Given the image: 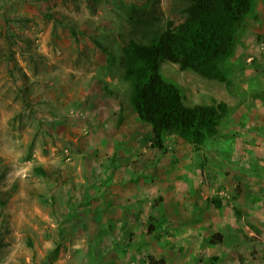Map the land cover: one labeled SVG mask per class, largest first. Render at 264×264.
I'll use <instances>...</instances> for the list:
<instances>
[{
    "label": "rangeland",
    "instance_id": "rangeland-1",
    "mask_svg": "<svg viewBox=\"0 0 264 264\" xmlns=\"http://www.w3.org/2000/svg\"><path fill=\"white\" fill-rule=\"evenodd\" d=\"M182 7L0 0V264H173L184 231L217 228L232 264H264V0L223 65L229 88L161 63L186 104L231 107L197 151L169 136L163 152L131 107L122 48Z\"/></svg>",
    "mask_w": 264,
    "mask_h": 264
},
{
    "label": "trees",
    "instance_id": "trees-1",
    "mask_svg": "<svg viewBox=\"0 0 264 264\" xmlns=\"http://www.w3.org/2000/svg\"><path fill=\"white\" fill-rule=\"evenodd\" d=\"M255 2L183 0L178 24L168 21L150 42L130 40L123 46V77L131 85L130 104L138 119L150 127L153 148L164 152L165 139L176 136L197 151L217 136L218 127L231 113V107L224 102L186 104L181 89L163 77L160 65L167 61L180 71L192 72L229 88L231 81L223 65L234 55ZM213 205L219 208L220 200L215 198ZM233 212L239 218L240 212L235 208ZM153 228L150 224L149 231ZM221 240V234L217 233L210 243Z\"/></svg>",
    "mask_w": 264,
    "mask_h": 264
},
{
    "label": "crops",
    "instance_id": "crops-1",
    "mask_svg": "<svg viewBox=\"0 0 264 264\" xmlns=\"http://www.w3.org/2000/svg\"><path fill=\"white\" fill-rule=\"evenodd\" d=\"M209 213H211V215L209 216H206L208 213L207 214L203 213V215L205 216L204 220L205 219L208 220L209 217L212 216V212L209 211ZM194 216L195 219L199 220V215L194 214ZM208 221L209 222H203V223H205L206 226H210L209 224L211 222H213L215 225L219 224L217 220H215V218L212 219L210 218ZM231 224H235V221L233 220ZM189 226H198V221L196 222V224L194 225L190 224ZM190 231L194 232L193 229H190ZM217 233L221 234L222 240L219 243L211 244L210 239L212 235ZM212 235L210 234L207 235L204 233L199 235L198 237L195 238L193 237L192 239L191 238L189 239L191 235L187 234L186 231H184L181 234L182 237L181 242L183 246L179 249L180 251L178 253H174L172 255V258L169 262L170 263L172 262L173 264H232L233 260L231 254L227 250L225 251L222 249L223 246L222 244L224 242L223 233L217 228V230L214 231ZM198 251L201 253H206L207 257L201 259V256L198 255ZM188 259H191V261H189Z\"/></svg>",
    "mask_w": 264,
    "mask_h": 264
}]
</instances>
